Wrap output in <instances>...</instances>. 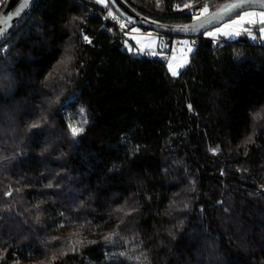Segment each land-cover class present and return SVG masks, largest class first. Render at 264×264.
Masks as SVG:
<instances>
[{
  "label": "trees",
  "instance_id": "obj_1",
  "mask_svg": "<svg viewBox=\"0 0 264 264\" xmlns=\"http://www.w3.org/2000/svg\"><path fill=\"white\" fill-rule=\"evenodd\" d=\"M128 1L182 23L200 0ZM109 13L135 26L33 0L0 42V264H264V44L196 35L173 77Z\"/></svg>",
  "mask_w": 264,
  "mask_h": 264
},
{
  "label": "water",
  "instance_id": "obj_2",
  "mask_svg": "<svg viewBox=\"0 0 264 264\" xmlns=\"http://www.w3.org/2000/svg\"><path fill=\"white\" fill-rule=\"evenodd\" d=\"M109 1L118 14L131 24L175 36L202 35L210 28L226 22L244 10L252 8L264 10V0H253L251 4H246L243 9L236 10H231L230 6L240 3V0H226L209 10L207 14L199 16L198 19L195 18L182 23H171L139 11L128 0ZM32 2L33 0L6 1L0 9V33L6 35L0 37V42L13 30Z\"/></svg>",
  "mask_w": 264,
  "mask_h": 264
},
{
  "label": "rangeland",
  "instance_id": "obj_3",
  "mask_svg": "<svg viewBox=\"0 0 264 264\" xmlns=\"http://www.w3.org/2000/svg\"><path fill=\"white\" fill-rule=\"evenodd\" d=\"M95 1L97 2V0ZM3 2L4 0H0V9L3 5ZM99 4L106 6L108 4V0H104L103 3H99ZM209 7H207L208 10ZM245 11L257 13V14L264 12L263 9L252 8V9L244 10L239 14L243 15ZM237 18L238 16L236 15L224 23H230L231 20ZM261 18L262 17H260L259 15L253 17H246V20L250 19L253 21L251 25L247 23L233 24L230 29H225V31H230L233 33L240 32L241 34L239 36H235V35L224 36L222 34H218L215 36L207 35L208 32L215 31L216 28L222 27L224 23L215 26L213 28H210L203 34L206 37L212 38L215 43L217 42L216 39L219 36H221L225 39V41L239 40L242 38H246L250 40H257L260 43L264 44V34H261L259 32V27H261V25L255 23V21H258ZM122 24L126 27L124 23ZM245 29H247V31H245ZM129 35H130V39H132L135 42L134 50L136 53L150 54L151 52H155L156 55L164 58L168 62L169 66L171 65V70H176L178 74L190 62L191 53L195 48V43L192 41L191 36H172V35L167 36L165 34L164 35L142 34L140 26H134L131 29H129ZM167 38L172 39L173 44L171 46L167 43ZM178 40L180 41L179 44H177ZM64 110L68 114L70 124H79L81 120L86 119V112L84 110H83V114H81L79 110H74L73 108H71L68 102H66V105L64 106ZM84 126L85 124L83 125V128Z\"/></svg>",
  "mask_w": 264,
  "mask_h": 264
},
{
  "label": "snow or ice",
  "instance_id": "obj_4",
  "mask_svg": "<svg viewBox=\"0 0 264 264\" xmlns=\"http://www.w3.org/2000/svg\"><path fill=\"white\" fill-rule=\"evenodd\" d=\"M97 2L98 3H103L104 0H97ZM252 2H253V0H240V3L233 4V5L230 6V8H231V10L243 9L246 4H251ZM186 7H187V5H186ZM207 13H208V8L207 7H204L203 10H202L201 15H205ZM109 15L111 16L112 14L109 13ZM256 15H259L260 17H262L258 21H255V23H258L259 25H261V27H259V32L261 34H264V12H261V13L257 14V13H252V12L245 11L243 13V15H240L239 13H237V16H238L237 19L231 20L230 23H224L222 27L216 28L215 31L208 32L207 35H209V36H215V35H218V34H222L224 36H232V35L239 36L241 34L240 32L233 33V32H230V31H225V29H230L233 24H245V23H247V24L251 25L253 23V21L250 20V19H247L246 20V17H253V16H256ZM197 19H198V17H197ZM245 31H247V29H245ZM3 35H6V34L0 33V37H2ZM82 38H83V40L85 42L91 43V40H90L89 37L83 36ZM0 51H2V50H0ZM150 54L151 55H156L155 52H151ZM69 59H70V57H67L66 56L65 59H63L61 61V64H66ZM169 67H170V70H171V65ZM49 75H51V73ZM171 75L173 77H175V76L178 75V73H177L176 70H171ZM189 108H191L190 105H189ZM80 113L83 114V109H80ZM86 123H87L86 119H83V120H81L79 122V124H70L69 125L70 135L73 138H75L78 135H80L83 132V130H84L83 125L86 124ZM37 126H38L37 124L32 125V127H37ZM249 139H251V138H249ZM213 151H216V150L213 149ZM7 194L8 195H11L10 192L7 193ZM185 207H186V205H185ZM117 211H121V209H117ZM114 235H119V234L118 233L108 234V235H105L103 237V239L105 240V242H111L112 237ZM77 243H81V242L77 241ZM72 250L73 251L76 250L75 246L72 247ZM121 255H124V254L122 253ZM137 259H139V257H137ZM145 259H146V257H145Z\"/></svg>",
  "mask_w": 264,
  "mask_h": 264
},
{
  "label": "built area",
  "instance_id": "obj_5",
  "mask_svg": "<svg viewBox=\"0 0 264 264\" xmlns=\"http://www.w3.org/2000/svg\"><path fill=\"white\" fill-rule=\"evenodd\" d=\"M6 1L7 0H4L2 7L6 3ZM208 6H209V0H200V1L196 2V3L188 4L187 7H186V5L185 6H180L179 5V6H177V8L179 10H182V11H190L195 16H200L201 13H202L203 8L204 7H208ZM106 17H107L108 20H110V21L114 22L115 24H117L123 31L126 32L127 35H129V29H126V27L124 25H122L117 20V17L115 15H113V14L111 16L110 15H106ZM141 33L142 34L163 35L160 31L153 30V29H150V28H147V27H141ZM167 36H169V35H167ZM216 40H217L218 44L221 43L222 41H225V39L223 37H221V36H219ZM192 41L194 43H196L198 41V37L197 36L194 37L192 39ZM167 43L169 45H172L173 44L172 39L167 38ZM179 43H180V41L178 40L177 44H179Z\"/></svg>",
  "mask_w": 264,
  "mask_h": 264
}]
</instances>
